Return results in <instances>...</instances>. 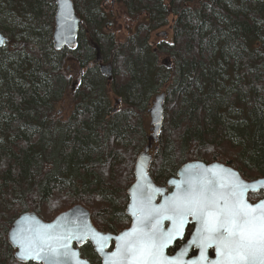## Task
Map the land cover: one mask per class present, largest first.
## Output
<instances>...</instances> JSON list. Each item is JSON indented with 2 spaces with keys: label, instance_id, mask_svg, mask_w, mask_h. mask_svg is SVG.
Masks as SVG:
<instances>
[{
  "label": "trees",
  "instance_id": "16d2710c",
  "mask_svg": "<svg viewBox=\"0 0 264 264\" xmlns=\"http://www.w3.org/2000/svg\"><path fill=\"white\" fill-rule=\"evenodd\" d=\"M71 1L84 26L75 50H56L55 0H0V264H36L16 261L6 240L24 212L49 222L80 205L99 231L129 227L126 191L160 93L154 183L190 161L264 178V0H117L123 11H115L137 20L126 40L104 32L111 20L102 0ZM166 27L170 43L148 42ZM82 29L110 64V80L91 64L95 50ZM70 60L83 70L76 84L66 78ZM68 92L73 107L62 120L55 108ZM80 251L98 262L88 242Z\"/></svg>",
  "mask_w": 264,
  "mask_h": 264
},
{
  "label": "snow or ice",
  "instance_id": "6c2138e0",
  "mask_svg": "<svg viewBox=\"0 0 264 264\" xmlns=\"http://www.w3.org/2000/svg\"><path fill=\"white\" fill-rule=\"evenodd\" d=\"M63 7L70 30L69 0H63ZM4 43L0 37V45ZM145 165L146 161L139 165V182L130 205L133 226L114 238L116 249L105 256L104 264H264V200L248 202V193L264 188V179L247 182L221 165L190 167L185 169V179L170 182L176 190L169 195L152 185ZM158 195L163 200L155 204ZM89 239L105 255L113 237L87 224L29 227L13 236L20 261L44 264H87L73 251L71 242ZM174 244L178 251L167 255L166 249ZM193 248L199 255L186 260ZM210 249H214V259L209 256Z\"/></svg>",
  "mask_w": 264,
  "mask_h": 264
},
{
  "label": "water",
  "instance_id": "95a60500",
  "mask_svg": "<svg viewBox=\"0 0 264 264\" xmlns=\"http://www.w3.org/2000/svg\"><path fill=\"white\" fill-rule=\"evenodd\" d=\"M69 6H70V10L72 13V19H71V29L69 30L68 26L65 24V20H64V7H63V0H55V14H54V29L52 32V45L54 47V49L59 50L63 47H67L70 50H75L76 46H77V33H78V29H79V25H80V21L79 19L76 17L75 15V11L73 8V4L72 1L69 0ZM0 37H2L4 39V41L6 42L7 38L0 32ZM5 44V43H4ZM4 44L0 45V47H2ZM101 71L102 73L107 77L110 78V69L108 67L102 66L101 67ZM164 93H160L154 96L153 102L151 104V106L149 107V109L147 110V113L149 115V124H150V134L148 136V140L152 139V140H156V137L161 129V125H162V117H163V107H162V103L164 100ZM150 148V145L145 146V148L143 149V151L138 155V157L136 158L135 164H134V181L133 183L129 186V188L127 189V196H128V202L126 204L125 207V214L130 218V225L129 227H127L126 229L120 231L117 234H112V233H104L102 231H98L91 223V218H90V213L88 210H86L84 207L80 206V205H74L73 207L69 208L68 210L58 214L54 219H52L49 222H45L43 220H41L34 212H24L21 213L11 224L7 235H6V240L8 242V244L10 245V247L14 250L13 252V257L15 258L16 261L20 262V263H28V262H33L36 264H44L43 261H20L18 258V252H19V248L17 247V245L14 243L13 241V236L21 229H26L29 227L32 228H43L45 226H49V225H58V224H62L65 225L69 228L73 227V226H80L83 224H87L91 229H94L96 232L102 233L104 235H108L113 237V239H111L108 242L107 247L105 248V255H102L99 251L96 250V246L95 244L92 242L91 239L84 241L83 243L77 242L76 240H73L71 242V248L73 249V251L77 252L79 254V257L83 260H86L84 258H82L80 256V251H79V246L84 245L86 242L90 243L93 251L95 252V254L100 258L101 262L100 264H104L105 261V256L107 254H110L112 252L115 251L116 249V244L117 241L114 239L115 237L119 236L122 232L130 229L133 226V217L131 216L130 213V205L133 202V193L136 190V185L139 182V177H140V168L139 165L141 164L142 161H146V172L151 160V155L148 154V150ZM215 165H221L226 169H231L235 172H237L236 170H234L233 168L223 165L221 163L218 162H213L210 164H205L201 161H190L187 162L185 164H183L177 171L176 173V178H170L167 182V187L171 188V191L168 193L169 195L171 193H173L176 188L175 185L170 183L171 181L175 180V181H181L183 179H185V169L193 167H199V168H206V167H212ZM239 173V172H237ZM147 176L148 179L151 181L152 185L158 188H161L165 191L166 194V188L165 187H159L157 185L154 184V182L152 181V178L149 176L148 172H147ZM241 176V175H240ZM242 178V177H241ZM243 179V178H242ZM264 178H258L252 181H247V182H253L256 180H262ZM244 180V179H243ZM262 192V199L258 200L255 203H251V204H256L262 200H264V188H261L255 192L250 191L249 193H256V192ZM159 199V200H158ZM163 200L162 196H156L154 203L155 204H159L161 203ZM249 202V201H248ZM250 203V202H249ZM192 226V230L194 231V227L192 224H189V226ZM165 227H168V222L165 221L164 224ZM188 226V227H189ZM112 244V250L108 251V249L110 248ZM175 245V244H174ZM174 245H171L168 249H166V254L167 255H175L176 252L178 251V249H176L173 253L168 254V250L170 248H172ZM76 246V247H74ZM194 251L195 254L190 256V253ZM210 252L212 255H210ZM199 255V252L197 249H189V253L188 256L185 257V259H194ZM209 256L211 259L215 258V254H214V249H210L209 250ZM87 264H90L88 260Z\"/></svg>",
  "mask_w": 264,
  "mask_h": 264
},
{
  "label": "flooded vegetation",
  "instance_id": "af4514ba",
  "mask_svg": "<svg viewBox=\"0 0 264 264\" xmlns=\"http://www.w3.org/2000/svg\"><path fill=\"white\" fill-rule=\"evenodd\" d=\"M99 8L101 9V11H103V13H105L107 16H108V19H110L111 20V24H109V25H107L106 26V28H104V32H106L108 35H113V38L114 39H119L116 35H115V28H116V23H117V20L119 19V18H123L124 19V23L126 24V28L128 29V33H129V35H128V37L130 36V32H129V27L130 26H134V25H136V23H137V20H133L132 22H130V21H128V18L125 16V14L124 13H122V9H121V7H120V2H118L117 0H102L100 3H99ZM116 9H120V10H122L121 12H118V11H115ZM80 20V19H79ZM83 21L82 20H80V25H79V28L81 27L82 28V26H84L83 25V23H82ZM169 30H170V27H167ZM163 29V28H162ZM162 29H160V30H158V31H155V32H153L152 34H151V36L149 37V40H148V42L150 43V44H158L159 42L157 41H153L152 40V35L154 34L155 36H161V37H163V38H169L168 37V35H166V33H164V31L162 30ZM162 30V31H161ZM160 31V32H159ZM82 32H83V34H84V36H85V38L87 37V40L89 41V44L91 45V47L95 50V56H94V59H93V61H92V63L91 64H93V65H97L98 66V69H99V71L102 73V71H101V67L102 66H105V67H108L109 69H110V78H107L103 73H102V75H104L108 80H110L111 79V66H110V64L109 63H103V60H102V56H101V54H100V51H99V48H98V46L94 43V41L93 40H91L89 37H88V35H89V33L87 32V30L85 29V31L82 29ZM128 37H126L124 40H126ZM171 38V37H170ZM163 41V40H162ZM166 42V41H165ZM69 66H68V68H67V72H66V78L69 80V79H74V81H72V83L73 84H76L75 82H77L78 80H80V77L82 76V74H83V70L82 69H78L77 70V76L76 77H74V78H71L70 76H67V74H68V72H72V69H69ZM153 146V145H152ZM151 150H153L152 148H151ZM150 150V151H151ZM180 167H178L177 169H176V171H175V173L173 174V175H171V176H169L168 178H166L163 182H161V183H155L157 186H159V187H165L166 188V194H168L170 191H171V188L170 187H167L166 185H167V182H168V180L170 179V178H176V173H177V171H178V169H179ZM263 196H262V193H261V197H259L258 199H256V200H250L249 198H248V200L251 202V203H255V202H257L258 200H260L261 198H262ZM159 200V199H158ZM189 228L190 229H192V226L190 225L189 226ZM85 245V244H84ZM112 245L110 246V248L108 249V251H111L112 250ZM175 249H178L177 247L175 248ZM79 251H80V247H79ZM96 255V254H95ZM80 256L82 257V255H81V251H80ZM84 258V257H83ZM97 258H98V262H96L95 264H100V262H101V260H100V258L97 256Z\"/></svg>",
  "mask_w": 264,
  "mask_h": 264
},
{
  "label": "rangeland",
  "instance_id": "374dc122",
  "mask_svg": "<svg viewBox=\"0 0 264 264\" xmlns=\"http://www.w3.org/2000/svg\"><path fill=\"white\" fill-rule=\"evenodd\" d=\"M123 18H119L116 23V28H115V35L119 38V40H124L126 37H128V29L126 28V24L124 23ZM163 31L167 32V35L169 38H163L160 35L155 36L154 34L152 35V40L153 41H166V42H171V31L166 27L162 29ZM161 30V31H162ZM160 32V31H159ZM73 63V64H72ZM69 69H72V72H68L67 76H70L71 78H74L77 76V71H76V65L73 60H70L69 63ZM68 69V70H69ZM73 107V100L71 96V92H68L65 96V98L61 101V103L56 105L55 112L57 113V117L60 119H65L71 112ZM148 123H149V117H148Z\"/></svg>",
  "mask_w": 264,
  "mask_h": 264
}]
</instances>
